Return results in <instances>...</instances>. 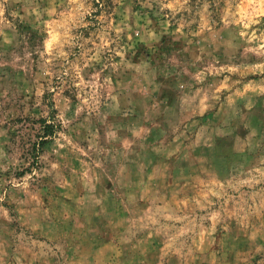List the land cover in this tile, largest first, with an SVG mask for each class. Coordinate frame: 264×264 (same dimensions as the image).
<instances>
[{
	"label": "rangeland",
	"instance_id": "rangeland-1",
	"mask_svg": "<svg viewBox=\"0 0 264 264\" xmlns=\"http://www.w3.org/2000/svg\"><path fill=\"white\" fill-rule=\"evenodd\" d=\"M0 264H264V0H0Z\"/></svg>",
	"mask_w": 264,
	"mask_h": 264
}]
</instances>
